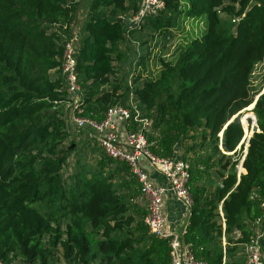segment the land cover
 Segmentation results:
<instances>
[{
	"label": "trees",
	"instance_id": "1",
	"mask_svg": "<svg viewBox=\"0 0 264 264\" xmlns=\"http://www.w3.org/2000/svg\"><path fill=\"white\" fill-rule=\"evenodd\" d=\"M164 2L129 29L124 19L141 0H0L1 264H169L167 241L144 224L140 185L126 163L107 158L81 131L99 159L89 167L76 159L65 175L78 143L66 120L61 57L80 7L85 16L74 45L82 116L99 120L108 106L135 102L150 120L151 152L190 165L182 241L206 264H245L243 244L264 233V92L251 85L264 63V0ZM183 15L205 17L206 28L174 62L161 60L154 79L117 77L119 66L132 62L122 43L129 41L133 63L144 65L147 43L169 38ZM257 95L251 112L259 131L239 173L242 110Z\"/></svg>",
	"mask_w": 264,
	"mask_h": 264
},
{
	"label": "built area",
	"instance_id": "2",
	"mask_svg": "<svg viewBox=\"0 0 264 264\" xmlns=\"http://www.w3.org/2000/svg\"><path fill=\"white\" fill-rule=\"evenodd\" d=\"M164 5V0H141L137 12L124 19L127 28H138L146 16L160 12ZM238 20L236 18L233 21ZM75 38L73 36L63 45L61 69L69 92L67 103L72 110V121L77 131L85 132L87 138L96 143L107 158L128 165L140 185L136 202L145 209L144 224L150 235L167 241L169 264H206L203 258L195 255L190 244L182 241L185 231L181 234L173 232L167 226L164 215V198L167 194L173 195L184 205L187 218L190 215L189 163L158 157L151 152L146 138L150 120L141 116L133 101L129 102V106H108L99 120L82 116L83 98L76 72ZM141 160L146 161L149 169L163 176L164 185L151 180ZM263 237L264 233L257 231L243 244L245 264H264L261 248Z\"/></svg>",
	"mask_w": 264,
	"mask_h": 264
},
{
	"label": "rangeland",
	"instance_id": "3",
	"mask_svg": "<svg viewBox=\"0 0 264 264\" xmlns=\"http://www.w3.org/2000/svg\"><path fill=\"white\" fill-rule=\"evenodd\" d=\"M84 7H80L79 9V17H78V24L76 25V29L74 32L75 39L77 40L78 33L77 31L80 30V25L82 24V21L84 19ZM206 28V18L200 17V19L193 20L190 18H186L181 16L179 24L177 27L172 28V34L169 38L165 39V36L157 35L154 36L153 39L150 41V43H147V45L150 46V59L146 61V64L144 65H137L135 62L133 63L134 57L133 52L131 50H135V47L129 42L126 41L121 44V48L126 51L127 56L130 57L132 60L131 63L129 61H125L126 63H123L120 67V69L117 71V77L120 78L123 76L124 73H131L133 72L134 76L139 74L141 79H154L159 74V71L161 69V60L164 61H170L174 62L177 58L179 50L184 48L194 37L200 35ZM147 38V37H146ZM155 55V56H154ZM154 56V58H153ZM263 72H264V63H259L256 65L252 76H251V85L253 91L263 90L264 89V78H263ZM134 76H128V83L132 84V80ZM122 81V80H121ZM258 96V95H257ZM256 96V97H257ZM255 97V99H256ZM65 109L67 110L66 120L70 126V139H75L77 141L76 151L73 152L69 157V165L64 167L65 175L71 174L72 171L75 170V163L74 160L78 159V161H82L85 159V161L88 163V167L91 165H96L97 160L99 159L97 151L93 152L91 151V148H89L86 145H90L92 147L91 143L86 140L85 134L82 132H78L73 121H72V110L68 106V103L65 105ZM243 116L250 115V122L248 120H244L243 116L242 119L244 121L245 128H247L248 136L252 134V132L255 131L253 129V124L255 122L251 120V116L254 114L251 112L250 107L248 109L243 110L242 112ZM76 135V136H75ZM88 142H86V141ZM80 141L84 142L85 149L82 151L83 147ZM86 143V144H85ZM73 146V145H72ZM246 139H245V147L242 153V157L244 156V153L246 151ZM89 148V149H87ZM242 159V158H241ZM238 167V166H237ZM238 172H243L241 168H237Z\"/></svg>",
	"mask_w": 264,
	"mask_h": 264
},
{
	"label": "crops",
	"instance_id": "4",
	"mask_svg": "<svg viewBox=\"0 0 264 264\" xmlns=\"http://www.w3.org/2000/svg\"><path fill=\"white\" fill-rule=\"evenodd\" d=\"M141 163L148 170L149 176L153 182L162 185L165 184V179L163 176L149 169L145 160H141ZM164 215L167 226L173 232H178L181 234L183 231H185L188 223L185 207L171 194H167L164 198ZM262 244L264 245V237L262 239Z\"/></svg>",
	"mask_w": 264,
	"mask_h": 264
},
{
	"label": "water",
	"instance_id": "5",
	"mask_svg": "<svg viewBox=\"0 0 264 264\" xmlns=\"http://www.w3.org/2000/svg\"><path fill=\"white\" fill-rule=\"evenodd\" d=\"M263 92H264V89L261 91L260 94H262ZM260 94H259V95H260ZM259 95L256 97L255 101L250 105V106H251L250 109H252V108L255 106L256 100L258 99ZM245 109H248V108H245ZM245 109H244V110H245ZM242 112H243V110H242ZM235 116H237V114H236ZM235 116H234V117H235ZM234 117H233V118H234ZM248 118H250V115H245V116H243V119H244L245 121H246ZM241 119H242V118H241ZM251 120H253V121L255 122L256 126H257L255 115L251 116ZM241 122H242L243 129H244V137H243L242 142H244L245 139H246V143H247L246 145L248 146V141H249L250 137L252 136L253 132H252L251 135L248 136V134H247V128H245L244 121L241 120ZM256 131H259L258 126H257V129H255L254 132H256ZM220 136H221V134H220ZM238 148H239V146H238ZM245 154H246V151H245V153H244V156H245ZM244 156H243L242 159L240 160L239 165H237V166H238L237 168H239V169L242 168V161H243V159H244ZM239 173H240V172H239Z\"/></svg>",
	"mask_w": 264,
	"mask_h": 264
},
{
	"label": "bare ground",
	"instance_id": "6",
	"mask_svg": "<svg viewBox=\"0 0 264 264\" xmlns=\"http://www.w3.org/2000/svg\"><path fill=\"white\" fill-rule=\"evenodd\" d=\"M249 107H251V106H249ZM249 107H248V108H249ZM241 170L244 171L243 168H241Z\"/></svg>",
	"mask_w": 264,
	"mask_h": 264
}]
</instances>
